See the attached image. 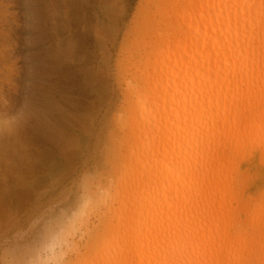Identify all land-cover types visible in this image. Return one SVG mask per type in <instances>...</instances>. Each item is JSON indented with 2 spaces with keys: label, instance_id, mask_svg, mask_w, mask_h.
I'll use <instances>...</instances> for the list:
<instances>
[{
  "label": "rangeland",
  "instance_id": "obj_1",
  "mask_svg": "<svg viewBox=\"0 0 264 264\" xmlns=\"http://www.w3.org/2000/svg\"><path fill=\"white\" fill-rule=\"evenodd\" d=\"M185 1L0 0V264H24L40 229L82 197L90 204L69 264L94 254L132 145L128 86H141L133 64L177 27L174 4L183 10ZM256 142L237 159L234 204L251 234L249 214L264 201V143ZM258 256L243 264H260Z\"/></svg>",
  "mask_w": 264,
  "mask_h": 264
},
{
  "label": "bare ground",
  "instance_id": "obj_2",
  "mask_svg": "<svg viewBox=\"0 0 264 264\" xmlns=\"http://www.w3.org/2000/svg\"><path fill=\"white\" fill-rule=\"evenodd\" d=\"M186 4L133 64L141 86H128L132 145L108 232L75 264H243L255 252L264 264V201L249 214L255 234L234 207L237 159L264 143V0Z\"/></svg>",
  "mask_w": 264,
  "mask_h": 264
},
{
  "label": "clouds",
  "instance_id": "obj_3",
  "mask_svg": "<svg viewBox=\"0 0 264 264\" xmlns=\"http://www.w3.org/2000/svg\"><path fill=\"white\" fill-rule=\"evenodd\" d=\"M89 204L90 200L82 197L75 209L61 211L55 221L45 224L27 247L24 264H69V256L76 251L73 241L81 235Z\"/></svg>",
  "mask_w": 264,
  "mask_h": 264
}]
</instances>
